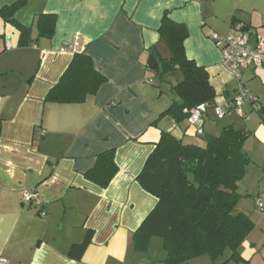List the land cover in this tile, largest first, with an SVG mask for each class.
<instances>
[{"label": "crops", "instance_id": "crops-1", "mask_svg": "<svg viewBox=\"0 0 264 264\" xmlns=\"http://www.w3.org/2000/svg\"><path fill=\"white\" fill-rule=\"evenodd\" d=\"M16 1L0 0V9ZM164 12L186 27L185 55L205 69L216 97L231 100L236 83L210 35L227 36L234 20L247 27L251 41L264 38V0H28L14 14L17 23L31 28L27 47L18 46L19 32L0 16V258L5 264H165L160 239H152L145 252L133 247L134 232L157 203L136 179L161 130L179 138L186 128L187 140L198 137L186 123L179 127L168 117L152 125L172 104L168 84L160 91L145 66L153 46L168 56L158 35ZM40 14L56 16L51 39L37 36ZM74 38L82 48L77 52L90 57L106 81L82 103H48V92L74 56L58 50ZM241 82L263 99L264 67L244 70ZM211 124L206 121L204 132ZM257 137L264 146V129ZM110 150L118 171L102 189L85 173ZM242 184L239 204L247 196L246 189L239 192ZM28 191L37 194L39 204L22 202ZM87 239L80 255L70 254ZM260 249L246 238L239 264H258ZM182 264L213 263L202 256Z\"/></svg>", "mask_w": 264, "mask_h": 264}, {"label": "trees", "instance_id": "trees-1", "mask_svg": "<svg viewBox=\"0 0 264 264\" xmlns=\"http://www.w3.org/2000/svg\"><path fill=\"white\" fill-rule=\"evenodd\" d=\"M27 1L18 0L0 9L1 18L19 32V47H27L32 41L31 28L14 19V14ZM231 23V29L238 25L243 32L247 31L246 26L234 20ZM55 24V15H38L37 36L51 39ZM158 35L168 56L163 57L158 46H153L147 51L145 66L153 72L155 86L160 91L161 86L168 84L172 104L152 125L156 127L160 119L168 117L174 125L180 127L186 123L188 128L191 109L207 105L208 110L202 133L194 134L198 137L195 141L187 140L186 128L179 138L171 132L160 131L155 148L136 179L157 203L134 232L133 247L137 252H145L151 240L157 238L161 241L165 264H182L202 256H207L213 264L242 263L240 249L254 225L247 215L237 213L235 208L242 198L237 186L251 162L243 151L250 132L236 129L233 124L223 126L217 135L204 132L216 95L205 69L185 55L187 29L171 21L164 12ZM105 81L90 57L74 52L69 66L45 101L79 104L87 96L95 95ZM114 157V150L98 155L85 178L106 188L118 171ZM87 242L88 239L80 246H73L70 254L80 255Z\"/></svg>", "mask_w": 264, "mask_h": 264}, {"label": "built area", "instance_id": "built-area-1", "mask_svg": "<svg viewBox=\"0 0 264 264\" xmlns=\"http://www.w3.org/2000/svg\"><path fill=\"white\" fill-rule=\"evenodd\" d=\"M210 40L220 49L223 67L229 71L233 81L236 83V89L232 100L225 96L216 97L212 112L217 120H222L231 114H240L244 104L254 105L256 98L252 96L241 82V74L248 68L259 69L264 67V38L256 37L251 41L240 26L236 25L231 29L230 34L221 37L212 33ZM78 39L74 38L69 44L62 46L59 52H77L81 51ZM208 110L207 105H199L190 110L188 115V126L194 134H201L204 125V115ZM24 204H39V198L35 192L28 191L22 194ZM254 207L258 211L264 212V196H257L253 200ZM44 216V212H40ZM6 261L0 258V264Z\"/></svg>", "mask_w": 264, "mask_h": 264}, {"label": "rangeland", "instance_id": "rangeland-1", "mask_svg": "<svg viewBox=\"0 0 264 264\" xmlns=\"http://www.w3.org/2000/svg\"><path fill=\"white\" fill-rule=\"evenodd\" d=\"M248 87L251 88V86H247L245 89L256 98V103L254 105L245 104L240 114H231L220 121L214 119L213 113L209 112L212 124L209 125L210 131H206V133L217 135L222 127L227 124H233L236 129H244L250 132V136L244 142L243 151L251 162L246 167L245 176L242 179L244 188L240 187L239 189V192L247 190V196L244 198L246 202L238 203L235 211L248 215L250 220L256 223L247 238L255 242L257 251L261 248L255 258V263L264 264V212L258 211L252 200V197L264 196V146L257 137L259 129H264V91L263 99L258 101V98L248 90Z\"/></svg>", "mask_w": 264, "mask_h": 264}]
</instances>
